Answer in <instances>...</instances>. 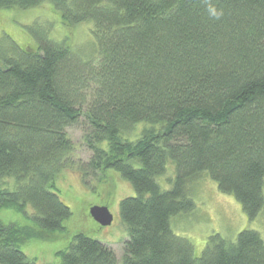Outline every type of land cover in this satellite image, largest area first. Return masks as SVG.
Here are the masks:
<instances>
[{"label": "trees", "instance_id": "obj_1", "mask_svg": "<svg viewBox=\"0 0 264 264\" xmlns=\"http://www.w3.org/2000/svg\"><path fill=\"white\" fill-rule=\"evenodd\" d=\"M45 5L92 22L99 54L84 60L40 22L32 45L0 41V212L28 222L0 218V264H39L23 240L64 230L56 181L73 166L69 128L91 152L77 165L86 185L111 171L134 188L120 203L122 264H264L256 230L213 235L196 255L170 223L194 209L188 185L203 174L250 221L264 210V0H0V11ZM59 254L55 264H118L84 234Z\"/></svg>", "mask_w": 264, "mask_h": 264}, {"label": "rangeland", "instance_id": "obj_2", "mask_svg": "<svg viewBox=\"0 0 264 264\" xmlns=\"http://www.w3.org/2000/svg\"><path fill=\"white\" fill-rule=\"evenodd\" d=\"M0 14V41L10 36L23 46L32 45L36 29L33 25L40 22L49 28L52 39L66 41L84 60L98 58L99 49L92 33V22L70 25L59 15L53 14L48 5L28 10L9 9L0 11ZM146 127L147 124L138 125L125 139H138ZM68 132L77 149L73 166L59 175L56 188L62 201L70 208L71 216L63 222L64 230L53 234L41 233L39 238L23 240L21 250L39 264H55L60 258L59 253L68 247L73 237L84 234L111 247L118 258V264H122L127 228L120 217V203L125 198L135 196L134 188L120 174L111 171L92 180L93 185H86L77 165L86 162L91 152L83 144L82 130L69 128ZM171 175L173 177L174 174ZM168 176L159 179L164 189L170 187ZM188 192L195 203L194 209L173 216L170 223L177 236L193 243L196 255H200L209 238L216 234L234 242L240 232L252 229L258 231L264 239V210L255 220L250 221L235 197L223 193L206 174L189 184ZM92 206L108 207L114 216L113 223L107 227L99 225L90 216ZM0 218L6 223L14 222L19 226L28 223L26 217L14 209L1 211Z\"/></svg>", "mask_w": 264, "mask_h": 264}, {"label": "water", "instance_id": "obj_3", "mask_svg": "<svg viewBox=\"0 0 264 264\" xmlns=\"http://www.w3.org/2000/svg\"><path fill=\"white\" fill-rule=\"evenodd\" d=\"M90 216L102 227L110 226L114 221V216L106 206H92Z\"/></svg>", "mask_w": 264, "mask_h": 264}, {"label": "clouds", "instance_id": "obj_4", "mask_svg": "<svg viewBox=\"0 0 264 264\" xmlns=\"http://www.w3.org/2000/svg\"><path fill=\"white\" fill-rule=\"evenodd\" d=\"M212 15L219 18L220 13H217L215 9H212Z\"/></svg>", "mask_w": 264, "mask_h": 264}]
</instances>
